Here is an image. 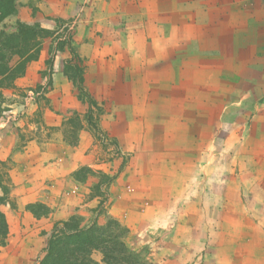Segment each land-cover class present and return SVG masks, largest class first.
Masks as SVG:
<instances>
[{
	"label": "rangeland",
	"instance_id": "rangeland-1",
	"mask_svg": "<svg viewBox=\"0 0 264 264\" xmlns=\"http://www.w3.org/2000/svg\"><path fill=\"white\" fill-rule=\"evenodd\" d=\"M91 2L87 23L60 21L54 36L37 37L40 50L21 75L9 85L0 77V123L47 109L66 115L60 161L76 212L68 215V201L65 218L29 231L30 264H39L54 224L72 217L118 222L128 246L156 264H264V0ZM19 19L0 29L14 31ZM68 37L91 100L70 80L57 108L47 93ZM116 37L122 48L113 52ZM7 167L0 209L21 221ZM50 200L26 208L48 219Z\"/></svg>",
	"mask_w": 264,
	"mask_h": 264
},
{
	"label": "crops",
	"instance_id": "crops-1",
	"mask_svg": "<svg viewBox=\"0 0 264 264\" xmlns=\"http://www.w3.org/2000/svg\"><path fill=\"white\" fill-rule=\"evenodd\" d=\"M17 2L20 20L39 23L49 29L59 26L58 19L68 21L73 18L77 24L87 23L89 13L87 9L93 7L91 0H18ZM33 8L36 11H33ZM82 26L80 25V29ZM118 38L116 37L118 42L113 45V52L119 47L122 48ZM88 45L80 46V53L81 51L85 53ZM69 56L70 52L62 49L56 54L54 62L52 73L54 88L47 93V96H50L53 105L57 108H59L57 105L67 103V97L64 96L62 89L70 86V79L64 74V61ZM97 71L104 70L100 67ZM87 79H89L88 73H86ZM46 111L49 112L40 116L14 115L12 124L0 123V164L3 165L5 162L8 164L7 168H10L11 182L17 185L13 196L17 201L16 212L24 216L21 221L15 222V218L11 221L7 213L10 234L6 245L0 246V264H30L35 247L26 246L25 237L29 235V231L41 232L43 220L52 219L51 226L56 220L65 218L64 210H67L68 201L70 202L68 215L76 212V205L71 203L72 199L67 198L65 194L68 174L63 168L66 164L61 165L60 161L66 158L61 155V149L64 148V154L67 152L66 141L63 138L66 115H56L55 110ZM43 183L50 188L49 191L41 189L43 186L37 188ZM39 198L51 199L49 204H52V210L48 213V219L37 218L26 208L28 203ZM22 231L26 234L16 239L14 234Z\"/></svg>",
	"mask_w": 264,
	"mask_h": 264
},
{
	"label": "trees",
	"instance_id": "trees-1",
	"mask_svg": "<svg viewBox=\"0 0 264 264\" xmlns=\"http://www.w3.org/2000/svg\"><path fill=\"white\" fill-rule=\"evenodd\" d=\"M18 0H0V24L11 15L18 12ZM63 21V19H58ZM55 30L42 27L39 23H28L17 20L14 31L0 29V77L12 82L23 73V65L27 59L35 54H29L31 50H40L37 37L54 36ZM72 39L68 37L61 40L58 50L68 46L71 57L64 62V74L75 84L80 96H91L84 87V67L77 51L72 45ZM21 48L28 51V55L21 53ZM18 58L15 60V57ZM51 60V59H50ZM5 196H0V203L5 202ZM41 206V204H39ZM35 204L28 208L34 210ZM43 206V205H42ZM9 234V222L6 213L0 209V242L6 243ZM125 230L116 221H110L106 225H100L95 218L89 225H82L76 217L68 220L57 221L47 239L43 255L39 264H156L147 256L128 246L124 239ZM99 251L101 260H97L93 254Z\"/></svg>",
	"mask_w": 264,
	"mask_h": 264
},
{
	"label": "built area",
	"instance_id": "built-area-1",
	"mask_svg": "<svg viewBox=\"0 0 264 264\" xmlns=\"http://www.w3.org/2000/svg\"><path fill=\"white\" fill-rule=\"evenodd\" d=\"M8 120H10V118H8Z\"/></svg>",
	"mask_w": 264,
	"mask_h": 264
}]
</instances>
